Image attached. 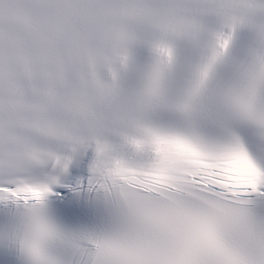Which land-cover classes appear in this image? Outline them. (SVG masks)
I'll use <instances>...</instances> for the list:
<instances>
[{
  "label": "snow or ice",
  "instance_id": "6c2138e0",
  "mask_svg": "<svg viewBox=\"0 0 264 264\" xmlns=\"http://www.w3.org/2000/svg\"><path fill=\"white\" fill-rule=\"evenodd\" d=\"M0 264H264V0H0Z\"/></svg>",
  "mask_w": 264,
  "mask_h": 264
}]
</instances>
